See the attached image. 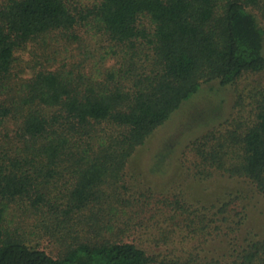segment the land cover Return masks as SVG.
Returning <instances> with one entry per match:
<instances>
[{
  "label": "trees",
  "instance_id": "16d2710c",
  "mask_svg": "<svg viewBox=\"0 0 264 264\" xmlns=\"http://www.w3.org/2000/svg\"><path fill=\"white\" fill-rule=\"evenodd\" d=\"M33 44L23 66L18 54ZM212 83L232 88L241 110L231 127L178 154L177 132L150 157L164 187L180 185L170 217L186 220L158 226L161 240L149 242L168 249L150 253L128 240L144 227L122 219L138 203L125 170ZM186 176L217 190L208 205L188 198ZM261 201L264 0L0 3V264H264V224L253 216ZM48 239L56 255L41 245Z\"/></svg>",
  "mask_w": 264,
  "mask_h": 264
},
{
  "label": "rangeland",
  "instance_id": "374dc122",
  "mask_svg": "<svg viewBox=\"0 0 264 264\" xmlns=\"http://www.w3.org/2000/svg\"><path fill=\"white\" fill-rule=\"evenodd\" d=\"M2 1L3 0H0V3ZM87 2H93V0H87ZM82 36L85 37L84 34H82ZM76 46L77 45L72 46V48L75 50ZM36 52L38 51L36 50V46L34 44L27 50L20 52L18 54L20 63L23 66H26L32 61V54ZM112 63L113 61H109L107 66H111ZM250 82L252 83L253 79H250ZM245 86L246 84H243L241 89L244 90ZM235 98L236 97L232 88H222L217 83L204 86L202 92L196 95V97H194V99H192L190 102L188 101L189 103L186 102L184 106L178 110L164 126L156 131L154 136L149 139L147 145H145L137 153L134 160L128 165L125 170L127 181L126 184L131 191L129 192V195H134L137 197L136 200L138 203L134 201V206L132 205L130 208H128L125 211V214L121 213L124 215L122 219L133 216L134 221L139 223L138 227H144L143 230H140L137 233L132 234L131 237H128L129 241L133 240L148 243L150 253L151 250L158 252L167 251L168 247L161 246V248H158L154 245L155 242L151 243L149 241L161 240L162 235L158 230V226L160 227V225L164 227L165 231H168V227L172 228V226L178 222L181 223V225L183 223L186 224V220L183 219V217L182 219H179V221L176 218L172 219L173 217H176V214L170 217L172 212L177 211V202L182 200V196L180 190H175L180 186H178V182H172V180L171 182H168L166 187H164L165 184L163 183L166 179V173L163 176L160 174L150 173L152 166V159L150 157L155 155L157 149L165 140L173 138L177 132L180 134L178 137L174 138V142L179 141V145L177 146L176 150L178 154L181 149H184L186 144L188 145L191 141L207 130L213 127H231L233 118L237 117V113L235 111L241 110H233L234 102L236 101ZM212 107H216L215 111H213V114L210 113ZM219 107H222V110L219 109ZM196 108H200L199 111L202 119L201 121L200 119L195 120L196 113L192 114ZM206 111L209 113H206ZM14 127H16V124H14V121H12L9 125L11 132L14 131ZM187 150L188 148H185L186 154L184 158L186 166H189L191 165L193 155ZM171 161L172 159L170 162ZM166 168H168V165ZM186 181H191L189 178H187V176L182 179V182L185 183L184 190L186 191L185 193L188 194V198H193L191 201H194V203L196 201L195 198H199L200 200L203 199L206 205H208L207 200H209L216 193L215 191H217L213 190L212 188L206 190L202 188L201 185L196 186L191 182H187L186 184ZM131 197L132 198L129 197V199L133 200L134 197ZM253 213V216H256L254 221H258L260 218L259 224H264V201H261L258 204V208L255 209ZM20 221L26 223L24 218H21ZM247 231L248 230L246 229L245 233H247ZM29 238L32 241L35 240L31 236H29ZM41 245H43L48 250V252L53 255H56L59 249H61L60 244L49 239L42 240ZM152 246H154V249H151ZM210 255L214 256L215 254L212 253Z\"/></svg>",
  "mask_w": 264,
  "mask_h": 264
}]
</instances>
